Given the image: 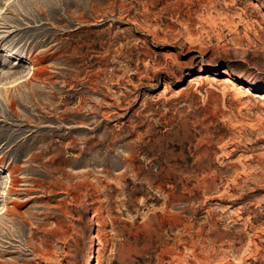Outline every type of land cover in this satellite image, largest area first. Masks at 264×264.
Segmentation results:
<instances>
[{"label": "rangeland", "instance_id": "374dc122", "mask_svg": "<svg viewBox=\"0 0 264 264\" xmlns=\"http://www.w3.org/2000/svg\"><path fill=\"white\" fill-rule=\"evenodd\" d=\"M0 264H264V0H0Z\"/></svg>", "mask_w": 264, "mask_h": 264}, {"label": "bare ground", "instance_id": "6f19581e", "mask_svg": "<svg viewBox=\"0 0 264 264\" xmlns=\"http://www.w3.org/2000/svg\"><path fill=\"white\" fill-rule=\"evenodd\" d=\"M33 69H32V73L34 72V69H35V67L33 66L32 67ZM36 70V69H35ZM9 175H10V173H9ZM10 177V183L12 182V180H11V175L9 176Z\"/></svg>", "mask_w": 264, "mask_h": 264}]
</instances>
